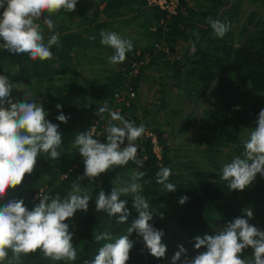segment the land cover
Wrapping results in <instances>:
<instances>
[{"label":"trees","instance_id":"trees-1","mask_svg":"<svg viewBox=\"0 0 264 264\" xmlns=\"http://www.w3.org/2000/svg\"><path fill=\"white\" fill-rule=\"evenodd\" d=\"M144 3L146 0H78L74 12L67 13L61 10L60 13L53 14L51 18L56 25L53 31L60 33V45L51 48L52 60L33 61L27 55H13L0 48V75H5L10 83L27 81L33 77L41 89L47 87V94L43 96V108L47 112L46 119L58 125V131L63 140L61 148L58 149L61 152L60 159L52 160L44 153L38 156L33 173L26 174L21 185L14 189L9 188L5 199L0 200V206L11 199H23L27 208L32 210L39 203L33 198L41 188L44 194L50 196L59 193L63 197L67 194L73 182L76 181V177L83 175L85 167L83 157L78 149L73 147L76 135L81 131L92 130L95 120L100 118L96 113L101 102L112 108L115 91L124 87L127 82L134 88L140 85L145 74L143 66L140 71L132 75H125L123 69L126 67V71L131 70L133 62L140 60L144 51L151 53L149 63L157 64L164 59L165 64L172 63L178 75L180 59L170 61L168 52L177 53L178 46L190 40L191 47L193 43L195 44L196 52L192 55L195 56L196 64L189 71L191 78L202 83L203 89L215 77L231 70L238 93L258 92L254 101L241 107L236 115L223 108L210 109L204 119L206 137L217 132L223 135L228 130L231 131L236 118L257 119L260 110L264 108V28L254 32L244 30L245 34L238 44H235L231 37L217 39L207 23V18H219L224 21L225 0H194L193 3L190 0H181L178 11L170 16H167L166 12L158 6H149L148 21L153 19L156 25L153 31L155 41L143 45L140 53L134 46L133 50L126 54L127 59L123 63L113 65L112 68L104 67L109 69V73L102 79L97 78L91 81V78L87 77L85 80L68 71L75 55L87 54L92 57L86 49L91 44V47L101 44L102 29L114 25L118 27L117 22L122 19L126 9ZM2 11L0 9V12ZM102 15L104 17L99 20ZM39 23L44 28L47 39L52 33L43 24V20ZM194 33L199 34L198 38ZM209 33H211L210 41L204 45V37ZM92 36L96 37L95 40L90 39ZM155 43H159L160 46L155 47ZM113 52L114 50L110 48L108 56ZM107 57L105 60L108 61ZM57 103L62 105L61 109L55 107ZM128 107L130 106L125 105L123 110ZM61 112L68 117L67 123L56 119ZM123 116L125 119L135 121L137 126L143 124L141 117L136 114ZM104 130L105 128H102L99 134L94 132V138L103 142ZM152 131L161 146V156L154 149L153 137L145 133L143 138L136 142L139 146L138 157H147L143 168H139L130 161L125 166L109 169L96 180H88L85 177L79 182L83 191L88 192L92 199L89 201L87 212L77 210L74 217L66 221L73 234L72 243L77 249L78 259L72 262L52 261L38 251L22 257V264H83L84 260L94 259L99 248L107 242L97 241L96 235L111 232L118 238L127 234V228L138 217V213L132 207L133 198L123 195L120 197L122 200H127L126 207L131 212L125 224H117L116 217L109 216L106 212H97L95 199L101 190L110 194L111 189L121 185L129 173L146 172L143 180L150 182L144 184V191L141 194L146 197L153 211V219L149 223L164 232L162 236L164 244L168 242L164 238L165 235L169 234L174 227L179 228L181 234L186 237L185 241L195 244L194 238L203 236L199 233L208 232L205 234L212 235L213 228L224 227L234 218L243 216L239 207L251 193L261 197V200L264 199V182L261 186L257 184L259 173L253 183L243 191L230 190L227 187L228 182L220 178L221 168L220 170L195 169L191 178L184 179L172 166L166 130L154 126ZM209 148L212 146L210 145ZM162 167L172 170L168 182L176 184L175 191H166L163 185L156 183V173ZM184 196H187L188 200L180 204L179 199ZM129 239L133 241V246L142 247L134 264H162L160 258L150 254L144 246L142 237L136 232H133ZM201 250L206 249L202 247ZM249 251L254 250L249 247L243 252L247 254ZM9 259H11V252H9ZM5 264L8 262L6 261Z\"/></svg>","mask_w":264,"mask_h":264},{"label":"clouds","instance_id":"clouds-1","mask_svg":"<svg viewBox=\"0 0 264 264\" xmlns=\"http://www.w3.org/2000/svg\"><path fill=\"white\" fill-rule=\"evenodd\" d=\"M77 2L0 0V9L3 10L0 12V48L13 55H27L33 61L52 60L51 48L60 45V33L53 31L56 25L51 17L61 10L74 12ZM41 20L52 33L47 39L44 28L38 23ZM207 23L218 38H223L231 27L230 23L219 18L208 17ZM194 35L198 38L199 34ZM100 37L102 45L114 50L107 57L111 65L123 63L127 59L126 54L134 48L131 39L114 31L102 29ZM190 52H196L194 43ZM14 87L5 75H0V200L5 199L9 188L21 185L26 174L33 173L37 157L42 153L52 160L60 159L58 149L63 143L58 125L46 119L47 112L42 104L27 99V95L23 100H14ZM55 107L61 109L62 105L57 103ZM106 112L110 119L106 121L103 142L94 138V129L81 131L75 137L73 147L83 157L85 167L83 175L76 177L66 195L39 193V203L32 210L27 208L23 199H11L0 206V264L6 261L8 264H22V257L38 251L52 261H76L77 249L72 243L73 234L66 221L72 219L77 210L87 212L92 199L79 182L85 177L96 180L109 169L125 166L130 161L139 168L144 167L147 157H138L136 142L145 135V126H137L135 121L125 119L120 112L107 105L99 106L96 114L103 119ZM56 119L67 123L68 117L61 112ZM255 125L243 142L242 153L222 166L220 178L228 182L230 190L243 191L253 183L258 173L264 176V108L260 110ZM145 175L143 171L135 172L130 182L114 186L110 194L103 190L98 192L95 199L97 212H106L116 217L117 224H125L131 212L126 207L127 200L120 199L123 195L133 198L132 207L138 217L129 225L125 235L118 238L111 232L96 235L97 241L107 242L99 248L94 259L84 260L83 264H126L133 248V241L129 239L133 232L142 237L152 256L165 257L164 232L149 223L153 219V211L141 194L144 184L150 182L143 180ZM171 175L170 168L162 167L156 173V183L163 185L166 191H175L176 184L168 182ZM187 200V196L181 197L179 203L184 204ZM242 211L247 218H234L215 235L196 236L194 248L199 250L203 247L206 250L194 257L188 255L183 245H178L179 250L171 257V264H264V230L249 223V219L253 218L250 208ZM249 247L254 250L252 258L242 259L241 254Z\"/></svg>","mask_w":264,"mask_h":264},{"label":"rangeland","instance_id":"rangeland-1","mask_svg":"<svg viewBox=\"0 0 264 264\" xmlns=\"http://www.w3.org/2000/svg\"><path fill=\"white\" fill-rule=\"evenodd\" d=\"M149 6L146 0L144 4H136L131 9H126L122 19L117 22L118 27L114 25L106 27L104 30L114 31L122 37L131 39L137 50L141 51L143 45L156 40L153 32L156 29L155 20L148 21ZM223 8L225 11L224 21L231 23L230 30L223 38L231 37L235 44H238L242 39L245 34L244 30L254 32L264 28V0H225ZM103 17L104 15L99 17V20H102ZM210 34L204 37V45L210 41ZM223 38L217 37V39ZM191 45L192 42L189 40L178 46L177 53L168 52L170 61L176 58L180 59L178 75L172 63L165 64L163 58H160L163 60L157 64L149 63L150 59H144L137 66L132 64L133 68H137V72L143 66L145 73L140 85L135 88L136 95L129 104L114 99L111 108L113 111L120 112L121 115L122 113L128 116L138 115L147 132L152 131L154 126L165 129L172 166L184 179L191 178L195 169H222L223 164L230 162L234 156L242 153L244 140L256 126V120L236 118L231 131L228 130L223 135H219L217 132L206 137L204 119L209 110L223 108L236 115L241 107L251 104L258 95V92L238 93L231 70L226 71L224 75L215 77L203 89L202 83L191 78L189 71L196 64L195 56L190 52ZM91 46H88L86 51L91 53L92 57L87 54L75 55L68 71L77 77L85 80L89 77L93 81V79L105 77L109 73L108 68H112L113 65L105 60L110 47L102 44ZM80 61H82L81 64ZM107 66L108 68L105 69L104 67ZM126 69L125 67L123 70ZM12 84L15 86L12 92L14 100H23L27 95V99L40 102L43 106V96L47 94V87L41 89L33 77L30 80ZM124 104L130 107L123 110ZM100 105L103 106L104 103L101 102ZM104 114L106 121L110 119L108 113ZM98 127L101 128L102 125L98 123ZM210 145L212 148H209ZM133 173L126 175L122 183L130 182ZM263 182L264 176L260 175L257 184L261 186ZM33 200L39 202L34 198ZM245 208H250L253 212V218L249 219V223L264 230V199L261 200V197L251 193L239 207L243 216L245 214L242 210ZM245 218L247 217L245 216ZM224 227L213 228L211 234L215 235L218 230H222ZM205 233L208 232H202L199 235H205ZM164 238L168 242L165 244L167 246L166 255L160 258L162 264H171V257L179 250L178 245H183L188 250L190 257L203 251L196 250L193 242L185 241L186 237L177 227L172 228ZM141 250V246H133L130 251V259L126 263L134 264ZM252 254L253 252L250 251L247 254L243 252L242 259H250Z\"/></svg>","mask_w":264,"mask_h":264},{"label":"built area","instance_id":"built-area-1","mask_svg":"<svg viewBox=\"0 0 264 264\" xmlns=\"http://www.w3.org/2000/svg\"><path fill=\"white\" fill-rule=\"evenodd\" d=\"M181 0H147V3L150 6H158L161 9H163L166 12L167 16H170L171 14H174L178 11V6L180 4ZM159 43H155V47H159ZM141 51H138V53H140ZM151 53L149 51H144L143 53V57L140 60H136L133 62V65H139L140 63H142V61H144V59H150L151 57ZM137 72V68H132L129 71L124 70V74L125 75H132V74H136ZM115 95V99L118 102H122L125 104H129L130 100H132L135 95H136V91L135 88L133 87V85L129 82L126 83V85L120 89H118L117 91L114 92ZM98 123H100L102 125L101 128L98 127ZM106 127V120L103 119H97L96 123L93 125L92 130L94 129L96 134H99L102 130V128ZM148 135H151L153 137V142H154V149L155 151L158 153L159 156H161L160 151H161V146L158 144L156 135L153 131L150 132H145ZM44 194V190L43 188L40 189L39 192H37L34 195V199L38 200V194Z\"/></svg>","mask_w":264,"mask_h":264},{"label":"crops","instance_id":"crops-1","mask_svg":"<svg viewBox=\"0 0 264 264\" xmlns=\"http://www.w3.org/2000/svg\"><path fill=\"white\" fill-rule=\"evenodd\" d=\"M191 1V3H193L194 2V0H190Z\"/></svg>","mask_w":264,"mask_h":264}]
</instances>
